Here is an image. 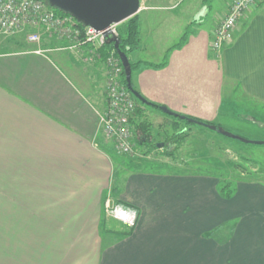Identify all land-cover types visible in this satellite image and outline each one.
Instances as JSON below:
<instances>
[{"label":"crops","instance_id":"obj_1","mask_svg":"<svg viewBox=\"0 0 264 264\" xmlns=\"http://www.w3.org/2000/svg\"><path fill=\"white\" fill-rule=\"evenodd\" d=\"M160 1L141 0L140 46L129 58L168 63L142 64L133 85L176 113L264 139V0L220 51L213 32L233 0L211 23L174 28L186 0ZM51 40L63 43L0 52V264H264V176L239 180L226 198L216 174L138 166L131 155L123 163L98 129L104 62ZM229 98L242 99L241 112ZM229 118L243 132L223 124ZM116 165L130 167L117 183ZM107 201L137 210L134 227L108 214Z\"/></svg>","mask_w":264,"mask_h":264},{"label":"built area","instance_id":"obj_2","mask_svg":"<svg viewBox=\"0 0 264 264\" xmlns=\"http://www.w3.org/2000/svg\"><path fill=\"white\" fill-rule=\"evenodd\" d=\"M258 1L233 0L230 3L213 32V49L220 51L232 41L239 20ZM80 23L72 14L58 12L47 0H0V35L12 36L31 29V41L41 42L43 34L55 36L65 41L63 49L86 47L88 59L105 63L108 69L105 105L98 111V129L121 154L138 156L136 140L141 133L132 120L137 103L123 81V63L115 49L106 55L101 50L107 40L104 31ZM118 26L119 23H114L108 28L112 36H119ZM107 208L111 215L131 226L138 220V211L133 208L111 201L107 202Z\"/></svg>","mask_w":264,"mask_h":264},{"label":"rangeland","instance_id":"obj_3","mask_svg":"<svg viewBox=\"0 0 264 264\" xmlns=\"http://www.w3.org/2000/svg\"><path fill=\"white\" fill-rule=\"evenodd\" d=\"M178 1V0H174ZM227 0H206L203 6L197 5V0H186L184 4L179 9H184L183 12L179 15L177 20H171V26L184 25L190 18H194V24L199 21H204L205 23H211L214 20L215 14L218 11H222V8L225 5ZM150 4L162 2L160 0H149ZM201 6V7H200ZM206 6V10L204 15L201 17L200 12L202 8ZM194 15V17H192ZM124 25V22L119 23V34L120 28ZM31 34V29L24 30L16 35L12 36H2L0 35V52L9 51L12 49L17 48H26L29 46V43H40L31 41L29 35ZM49 38L48 35L43 34L42 40ZM50 38H56L52 36ZM20 41L22 44L17 45L13 41ZM63 41L61 39H58ZM51 45H56L59 48H63V43H57L56 40L50 41ZM6 44L7 49L3 48V45ZM58 44V45H57ZM27 45V46H26ZM105 64V63H104ZM108 69L105 66V76L107 81ZM242 99H235L229 98L228 105H231V108L236 112L242 111L243 102ZM147 109L145 113V120H148L152 123V135L150 140L153 142H164V145L158 148H153L156 151L147 150V148L142 149L139 152V155H131L133 158H136L135 163L138 166L143 165L147 166L148 168H158L164 167L166 170L167 168L172 169L173 167H179L180 169L186 170L187 172H197L203 174H216L219 176L220 180L226 179L225 181H231L232 186H237L238 181L245 178V177H252L255 178L257 174L264 176V144L257 143L256 141H264V139H250L243 135L242 133H236L232 131V129H227V131L236 134L242 138L249 139L248 141L240 140L239 138H234L219 132L216 129H212L206 125L193 123L191 126L186 124L185 120H179L182 126H187V129L184 130L186 136L185 141L183 144L175 151V155H173V159L167 158L170 157L164 153L165 149L168 147L166 144L167 136L171 135L175 132V129L170 125L169 121H171L172 117L168 116H161L159 110L155 111L150 108ZM260 111L264 110V106L260 107ZM155 111V112H154ZM245 112V110L243 111ZM262 120V127L264 129V117H259ZM144 119V118H143ZM227 120H229V124L233 127L234 130L237 132H243V121L241 119L236 118H229L224 119L223 124H228ZM222 126V125H220ZM138 129V128H137ZM226 130V127H225ZM140 131V130H139ZM141 133V131H140ZM246 134V133H244ZM234 143V144H233ZM167 145V146H166ZM250 145L252 148L250 149ZM244 149V154L242 149ZM262 146L263 152L257 153L254 147ZM172 147V146H171ZM112 151L119 153L120 156L115 157V161L121 159L122 162H126L129 165V157L128 155L121 154L117 148H115L114 144L112 143ZM140 150V149H139ZM123 155V156H122ZM247 156V157H246ZM127 159H126V158ZM131 157V158H132ZM134 161V160H133ZM173 162V163H171ZM119 163V162H118ZM175 163V164H174ZM135 164V165H137ZM174 164V165H172ZM121 165V164H120ZM134 165V163H133ZM177 165V166H176ZM130 166V165H129ZM122 167V166H121ZM136 167V166H135ZM146 168V167H145ZM127 169L120 168L119 165H116V175L115 180L116 183L119 181V176H123ZM123 174V175H122ZM236 192V191H235ZM108 202V201H107ZM113 202V201H111ZM258 206V205H257ZM108 212V211H107ZM108 214H110L108 212ZM111 215V214H110ZM113 216V215H112ZM114 217V216H113ZM116 219H118L115 216ZM134 227V226H131Z\"/></svg>","mask_w":264,"mask_h":264},{"label":"trees","instance_id":"obj_4","mask_svg":"<svg viewBox=\"0 0 264 264\" xmlns=\"http://www.w3.org/2000/svg\"><path fill=\"white\" fill-rule=\"evenodd\" d=\"M48 1V0H47ZM55 9L60 12V13H68L56 6H54ZM81 25H83V23H80ZM120 34H119V38H120V47L121 50L124 51L128 56H130V54L135 51L137 48H139L140 46V22H139V16L138 14H135L134 16L130 17L129 19L124 21V25H122V27L120 28ZM187 40V33L182 37V39L180 40V42H178L175 46H182ZM14 43H16L17 45H21L22 43L20 41H13ZM6 44L3 45L4 49H7ZM114 43H109L105 42V44L102 46V51L103 53L106 55L108 54L110 51L114 50ZM115 53L119 56L117 50L115 49ZM131 66H132V70L133 72L139 68L142 64H146V65H151L154 67H162L165 66L168 63V59L166 58V60L160 64H154V63H149V62H133L131 61ZM123 81L125 83V85L128 87V89L130 90V92L132 93L134 99L136 100L137 103V107L135 110V117L132 119L133 122L135 123L136 127L138 128V130L141 131V136L137 138L136 142L138 143V147H143V146H150L152 148H158V143L157 142H152L150 140V137L152 135V128L153 125L151 122H149L148 120H145V108H150V109H156L161 111L162 113L168 115L169 117L171 116L172 119L175 121L173 127L175 129V132L172 133L171 135H168L166 140V144L168 145V147L165 149L164 153L168 156H173L175 155V151L183 144V142L186 139L184 131H179L178 126L180 123L179 120H185L186 124L188 126H191L193 123H198V124H202V123H209V124H214L211 121H206L203 120L201 118L198 117H194V116H189V115H185V117H183L181 114H173V113H168L162 110V107L164 105L156 103V102H152L150 100H148L144 95H142L137 88L133 85V81H132V85H133V89H130L127 83V79H126V73H125V68L123 66ZM135 90L138 91L139 94L135 93ZM144 118V119H143ZM190 118H193L197 121H193L190 120ZM200 121V122H198ZM202 122V123H201ZM203 125V124H202ZM218 127H221L220 125H217ZM166 145V146H167ZM172 146V147H171ZM119 154V153H118ZM127 155V154H125ZM226 179H223L220 181V191L222 192L223 196H225L226 198H231L233 196V194L236 191V187L232 186L231 181H225Z\"/></svg>","mask_w":264,"mask_h":264},{"label":"water","instance_id":"obj_5","mask_svg":"<svg viewBox=\"0 0 264 264\" xmlns=\"http://www.w3.org/2000/svg\"><path fill=\"white\" fill-rule=\"evenodd\" d=\"M52 6H56L70 14H72L78 21L85 25L91 26L97 31H104L107 42L114 43V47L117 50L119 57L123 63L126 73L127 83L130 89H133L132 85V66L129 56L121 50L119 36H112L111 31L108 29L114 23H121L130 17L138 13L141 0H48ZM202 14V12H201ZM136 94H139L135 90ZM162 110L168 113L178 114L167 106H163ZM182 115V114H181ZM185 117V115H182ZM190 120L197 121L193 118ZM200 122V121H198ZM202 123V122H201ZM212 129H216L219 132L228 136L239 138L243 141L249 139L242 138L236 134H233L223 127H218L214 124L202 123ZM251 142V141H248ZM257 143L264 144V141H256ZM164 142L158 143L161 147Z\"/></svg>","mask_w":264,"mask_h":264},{"label":"clouds","instance_id":"obj_6","mask_svg":"<svg viewBox=\"0 0 264 264\" xmlns=\"http://www.w3.org/2000/svg\"><path fill=\"white\" fill-rule=\"evenodd\" d=\"M121 207H122V206H121ZM129 211H130V212H134V210H132V209H130Z\"/></svg>","mask_w":264,"mask_h":264}]
</instances>
